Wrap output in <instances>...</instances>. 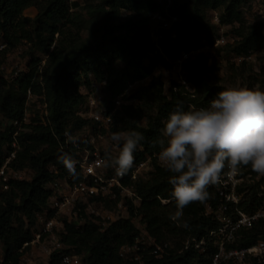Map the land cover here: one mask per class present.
I'll return each instance as SVG.
<instances>
[{
    "label": "trees",
    "instance_id": "obj_1",
    "mask_svg": "<svg viewBox=\"0 0 264 264\" xmlns=\"http://www.w3.org/2000/svg\"><path fill=\"white\" fill-rule=\"evenodd\" d=\"M249 1L172 0L171 10L179 15L181 23L178 38L162 44L168 59L173 61L196 38H206L214 45L215 29L207 21L205 9L223 8L227 23L239 25L236 41L227 45L229 54L241 58L264 49V22L246 28L242 7ZM33 7L39 14L35 19L25 18V12ZM97 10L99 16L94 20L90 37L83 40L81 30L72 32L76 21L67 0H0V45L6 46L0 55L29 44L32 52L47 57L43 84L35 78L33 70L17 82L4 83L0 90V120L9 122L7 131L0 130V154L11 150L12 122L24 117L30 88L46 97L49 110L46 121L37 114L31 126L20 133V150L12 162L17 170H32L33 177L11 183L7 191L0 190V254L5 255L4 264H18L19 251L32 240L38 225L34 227L35 223H39V216L48 209L51 196L48 186L68 174L70 150H63L65 133L79 131L89 123L77 116L84 100L81 89L90 87L95 80L105 82L107 93L116 98L130 85L147 79L151 83L133 91L135 103L115 114L111 129L112 133L136 130L144 136L134 153V165L151 158L152 170L148 180L140 178L135 184L141 206L129 204V218L115 221L105 232L95 223L78 229L75 222H66V231L61 237L68 249L85 255L90 264H135L123 260L119 250L134 243L140 231L135 223L138 219L159 242H172L177 248L163 260L149 257L148 264H194L196 259L205 263L208 256H199L194 250L182 254L180 251L188 238L200 240L218 227L206 215V206L216 207L218 198L213 190H208L209 198L205 202L186 207L181 221L171 220L175 202L169 207L161 204V199H172V186L168 182L170 174L158 160L159 142L164 139L163 128L170 113L178 105L186 111L207 107L224 89L207 80L213 68L209 59L200 54L185 64L186 84L172 81L168 93L165 92V84L161 77L155 76V70L160 65L169 67V63L153 55L155 47L151 39L152 15L162 10L158 0H103ZM50 165L58 166L59 174H52ZM248 175L252 177L244 181L242 191H246L250 205L244 208L255 212L263 201L258 195L264 186V175L250 166L243 167L241 176ZM185 222L187 227L183 226ZM260 230L252 231L241 241V246L254 244ZM56 261L55 256L52 264Z\"/></svg>",
    "mask_w": 264,
    "mask_h": 264
},
{
    "label": "built area",
    "instance_id": "obj_2",
    "mask_svg": "<svg viewBox=\"0 0 264 264\" xmlns=\"http://www.w3.org/2000/svg\"><path fill=\"white\" fill-rule=\"evenodd\" d=\"M172 0H163L162 10L151 18V39L155 47L154 56L161 57L169 63V68L175 69L172 77L179 85H185V64L199 56L204 49L184 50L173 61H170L163 50V43L176 40L181 23L179 15L172 12ZM218 19V17H216ZM220 44L219 41L216 45ZM0 45V52L5 49ZM26 47H30L29 44ZM45 61L30 67L25 71L20 68L15 73L8 74V67L0 66V90L4 83H14L21 77L36 71L35 78L44 74ZM23 71V72H22ZM174 71V72H175ZM22 72V73H21ZM21 73V74H20ZM8 74V75H7ZM146 80L130 85L126 92L111 100L112 110H107L103 97L111 96L107 93L106 83L93 81L90 88L81 89L83 102L77 109V116L89 123L76 132L65 133L66 145L63 150L69 151L68 174L63 178H56L48 188L51 196L45 214L39 216V223L33 232V238L19 251L18 264H52L56 256V264H90L83 254L68 249L61 234L65 233L66 222H75L78 229L86 224L95 223L101 232H105L115 221L129 218V204L140 207L142 199L139 197L135 184L140 178H145L144 171L150 167L151 158L133 167L125 175H119L116 167L107 160L118 156L120 147L111 140L115 114L124 106L135 103L132 99L133 91L141 87ZM43 84V82H41ZM132 94V95H131ZM35 94L30 88L26 96L25 114L22 119L12 122L11 150L7 154H0V190L7 191L15 181H28L34 172L28 168L17 170L12 167L19 150V135L32 124L30 103L36 102L42 112V120L49 116L48 104L45 99ZM39 99V101H38ZM52 174H59V167L50 165ZM243 168L232 174L229 170L222 173L217 184L210 185L218 198V205L206 206V215L218 223V227L209 231L200 240L188 238L180 253L190 250L199 256L207 257L205 263L196 259L194 264H264V186L258 197L262 204L255 212L247 211L244 206L250 205L246 191H242L243 183L252 176L242 177ZM173 199H161V204L169 207ZM109 206V207H107ZM138 220V219H137ZM178 226L181 225L178 223ZM261 229L256 242L249 246H241V241L255 229ZM139 233L134 243L122 246L120 257L135 264H148L149 257L163 260L170 256V243H162L150 235L145 228L139 227ZM70 250V251H68ZM5 255L0 254V264H4Z\"/></svg>",
    "mask_w": 264,
    "mask_h": 264
},
{
    "label": "clouds",
    "instance_id": "obj_3",
    "mask_svg": "<svg viewBox=\"0 0 264 264\" xmlns=\"http://www.w3.org/2000/svg\"><path fill=\"white\" fill-rule=\"evenodd\" d=\"M163 137L158 160L170 174L176 209L170 219L179 222L186 207L209 198L208 187L220 181L225 168L234 174L250 166L264 175V88L231 87L196 110L178 105L165 123ZM111 140L120 151L107 160L125 175L144 136L130 130L113 133Z\"/></svg>",
    "mask_w": 264,
    "mask_h": 264
},
{
    "label": "rangeland",
    "instance_id": "obj_4",
    "mask_svg": "<svg viewBox=\"0 0 264 264\" xmlns=\"http://www.w3.org/2000/svg\"><path fill=\"white\" fill-rule=\"evenodd\" d=\"M67 1L71 6L72 18L76 21L72 26V32L76 33L77 30H81V38L83 40H88L90 37V31L93 28L94 20L97 16H99V12L98 10L96 11V9L103 4V0ZM158 1L163 3V0ZM205 10L207 21L215 29V43L212 45L206 38H196L189 41L187 50L192 51L204 49V53L202 52L201 54H204L209 59L210 65L213 68V71L208 75L207 80L215 85L221 86L224 90L231 87L264 88V49L257 50L248 56L241 58H236L234 55L229 54L227 45H231L236 41L237 37L235 31L239 25L227 23L224 18L223 8L217 10ZM242 11L246 20V28L248 26H255L264 22V0H251L247 4L243 5ZM38 14V9L33 7L25 12L24 17L28 19H35ZM216 17H218V19ZM72 27H70V29ZM217 41H219L220 44L216 45ZM32 51L33 50H31L30 47L26 46H21L16 50H10L9 53L4 54V56L0 55V66H7L8 74L10 75V72L13 74L20 68L25 71V69H28L33 65L35 67L43 61L46 63V56ZM46 64H42V66L45 68ZM174 71L175 69H172V67L169 68L161 65L155 70V76L161 77L165 84L166 93H168L172 77H174V74L176 73V71ZM39 75L41 76H39L37 80L39 82H43V73ZM150 83L151 79H147L142 86H148ZM88 88L90 87H87V89ZM39 96L44 98V95ZM112 99L113 98L111 96H108L107 98L103 97V100L105 101L104 105L107 106V110H112ZM35 105L36 104H34V102L30 103L32 119L37 114H39L42 118L41 110ZM8 128L9 122L0 120V130L5 132ZM143 174L145 179L148 180L151 174L150 169L144 171ZM135 223L139 227H142L143 225V223L139 220H135ZM37 224L38 221L35 223L34 227H36ZM170 246L174 252L177 251L176 246L172 242L170 243Z\"/></svg>",
    "mask_w": 264,
    "mask_h": 264
}]
</instances>
